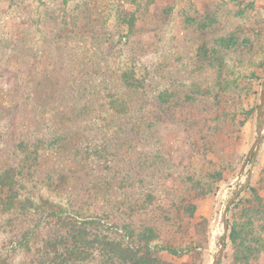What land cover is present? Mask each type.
<instances>
[{
  "label": "rangeland",
  "instance_id": "1",
  "mask_svg": "<svg viewBox=\"0 0 264 264\" xmlns=\"http://www.w3.org/2000/svg\"><path fill=\"white\" fill-rule=\"evenodd\" d=\"M57 63L68 66L66 76L100 82L128 64L135 76L151 77L150 88L158 82L162 99L145 108L147 123L127 150L130 165L144 164L141 175H132L134 191L118 200L102 193L96 204L128 213L136 233L119 234L134 248L169 264H211L224 206L246 179L250 159L240 170L257 135L264 0H0V76H45ZM0 90L5 105L10 94ZM7 122L4 116L0 126ZM263 168L264 128L249 182ZM226 218L232 222V210ZM229 229L218 264H234ZM251 264H264V252Z\"/></svg>",
  "mask_w": 264,
  "mask_h": 264
},
{
  "label": "trees",
  "instance_id": "2",
  "mask_svg": "<svg viewBox=\"0 0 264 264\" xmlns=\"http://www.w3.org/2000/svg\"><path fill=\"white\" fill-rule=\"evenodd\" d=\"M48 17L57 19L55 9ZM133 19L131 14L128 25ZM91 62L99 68L97 59ZM63 64L17 82L0 76L10 94L5 105L0 102V125L8 117L0 126V264H169L121 239L120 231L136 233L126 211L96 204L102 193L118 200L119 193L134 191L132 175H141L144 164L130 165L127 150L147 123L145 108L162 99V90L154 88L158 82L150 88L151 77L135 76L128 64L117 65V76L101 82L66 76ZM228 210L234 264L258 261L264 252V168ZM137 236L146 243V236Z\"/></svg>",
  "mask_w": 264,
  "mask_h": 264
},
{
  "label": "water",
  "instance_id": "3",
  "mask_svg": "<svg viewBox=\"0 0 264 264\" xmlns=\"http://www.w3.org/2000/svg\"><path fill=\"white\" fill-rule=\"evenodd\" d=\"M257 107H258L257 135H256V137H255V139H254V141H253V143H252V145L248 151V154L246 156V160L243 163L240 171L241 172L243 171L244 166H245L248 159H250V167L248 169V173H247V176H246L244 183L235 190L233 195L229 198V200L227 201V203L224 206V210H223V235H222V238L219 240V247H218L217 253L215 254V257L213 258L211 264H218V263H220V261L223 258L225 237H226V232L228 229V221L226 218L228 207L238 197V195L247 187V185L251 179V176H252L255 159H256L258 149H259V146L261 143L262 132H263V128H264V78H263L262 84H261L260 100H259ZM241 172H240V174H241Z\"/></svg>",
  "mask_w": 264,
  "mask_h": 264
}]
</instances>
